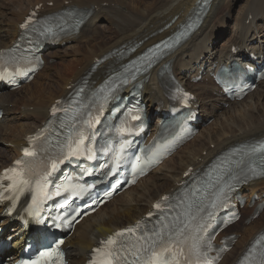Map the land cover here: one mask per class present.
Masks as SVG:
<instances>
[{
	"label": "bare ground",
	"instance_id": "bare-ground-1",
	"mask_svg": "<svg viewBox=\"0 0 264 264\" xmlns=\"http://www.w3.org/2000/svg\"><path fill=\"white\" fill-rule=\"evenodd\" d=\"M200 0H0V49L15 42L19 26L28 12L39 8L43 14L75 7L87 16L78 33L64 37L47 57L60 56L62 44L77 42L71 49L73 59L47 65L20 91L0 94V171L19 157L26 139L48 120L50 106L65 97L75 82L91 72L89 82L99 85L108 70L117 69L163 39L175 36L180 26L198 9ZM209 11L193 35L146 74L140 93L148 112L157 111L156 122L162 118L167 98L159 82L164 65L179 82L188 86L201 112L200 131L181 151L153 171L135 188L124 191L106 203L93 215L83 219L65 245L70 264H83L99 239L133 225L160 197L177 189L189 168L202 170L214 157L229 148L260 142L264 138V81L241 102L224 101L213 81L203 76L201 82L190 84V79L205 75L213 66L246 60L245 50L264 54V0H246L236 19L229 10L235 0H211ZM51 4V7L47 6ZM235 9V8H234ZM241 9V10H242ZM232 22V23H231ZM263 23L259 28V23ZM232 31L224 44H218L219 31ZM261 30V31H262ZM226 33V32H225ZM225 38V37H224ZM214 42V43H213ZM234 48L235 51L232 49ZM208 53V54H207ZM208 56V57H206ZM105 61L97 68V59ZM76 66H80L77 70ZM70 76V77H69ZM29 100H32L29 103ZM224 103L228 105L223 108ZM18 112V115L14 113ZM213 118L212 124L206 121ZM242 197L256 195L264 200V179L252 181L241 188ZM0 208V214H1ZM6 220L2 218L1 225ZM264 228V210L255 219L236 229L238 240L220 264H233L249 242ZM26 232L19 228L5 230L4 236L13 238V247L6 256H14ZM5 238V237H3ZM3 258V256L1 257Z\"/></svg>",
	"mask_w": 264,
	"mask_h": 264
},
{
	"label": "snow or ice",
	"instance_id": "snow-or-ice-1",
	"mask_svg": "<svg viewBox=\"0 0 264 264\" xmlns=\"http://www.w3.org/2000/svg\"><path fill=\"white\" fill-rule=\"evenodd\" d=\"M29 21H26L25 24L21 25V28H25ZM51 28H45L44 32L41 34L43 35L44 33L51 32ZM159 48V45L156 46ZM150 52L152 50H149ZM143 59V58H142ZM186 95V94H185ZM59 103V102H58ZM53 114L57 111V109L54 107L53 108ZM133 119H137L138 117L133 116ZM73 127L75 123H79V120L74 116L73 117ZM88 128H93L95 125L93 124V118L89 116V119L86 121H83ZM125 129H121V131H124ZM86 135L85 132H80L79 138L78 139H73L72 135L70 134L68 138L66 139V142L61 143V152L66 153L63 155V160H53L51 162V168L55 170L58 167L59 163H63L64 160H70L73 157L79 158L82 155H85V153L88 154V159H92V148L87 147L85 144L86 141ZM33 138H30V140ZM260 149H264V144L259 146ZM257 149H252V151H256ZM24 155L25 156H33L35 153L30 151L29 148L23 149ZM24 161L18 160L15 162L16 165H21L23 164ZM253 174L255 175V170H252ZM261 174H264L262 172ZM23 169H20L19 171L17 168H9L5 169L3 173V179L10 181L8 187L9 188H14L17 187V185H27L29 184V180L23 179ZM45 184L43 186L38 185V193L36 195H33V201L35 202L38 197H43L44 196V190L47 186V176L44 177ZM21 191L23 189H20ZM195 191L193 192V195H195ZM59 194V191L57 192ZM217 198H219V194H217ZM164 200H167V197L163 198ZM216 201H212V205L215 206ZM193 205H189V208H191ZM154 207L159 208L160 204L154 205ZM203 208H200L197 206V211H203ZM211 213H209V216ZM124 231L132 233L134 232V229L129 228L125 229ZM169 231V228L167 225H163L161 228V231H154L151 233V235L145 234L137 238V244H133L132 247L129 249L131 254L135 257L134 260L131 261V264H138V261L141 259V254H145L148 252H151L152 259L150 261V264H173L172 259H170V256L168 254H171L172 257L176 255L172 245L173 243H176L172 239L170 235H167V232ZM183 232V229H180L177 232V236H179ZM123 236V232H118L115 233L114 236L109 237L108 241L106 242V247L105 248H99L95 249L94 251L97 252L100 256V259L97 261L95 258L93 259L92 264H113L114 261L117 262V264H121V261H123V264H128L127 258L122 257L119 255L118 250L115 245H118L120 243L119 238ZM167 236V239L165 238ZM62 243V241L60 242ZM105 243V242H102ZM59 247V243L56 244L55 247H51L48 250L40 252V257H47L51 259L53 256L59 255L57 249ZM27 264V262H25ZM31 264H40L39 259L34 260L31 262Z\"/></svg>",
	"mask_w": 264,
	"mask_h": 264
},
{
	"label": "rangeland",
	"instance_id": "rangeland-1",
	"mask_svg": "<svg viewBox=\"0 0 264 264\" xmlns=\"http://www.w3.org/2000/svg\"><path fill=\"white\" fill-rule=\"evenodd\" d=\"M246 0H235V3L232 4V7L230 8L229 10V14H230V18H232V22H233V19H236L237 18V15L240 13V11H244L243 8V5L245 3ZM235 8V9H234ZM242 9V10H241ZM231 22V23H232ZM263 23H259V28L262 26ZM262 29H259V34L263 35L264 34V31ZM221 34L219 35V38H218V44H224L226 42V40L232 35V31H222L220 30L219 31ZM226 32V33H225ZM225 37V38H224ZM214 43V42H213ZM78 43L75 42V43H70L68 45H62V47L59 48V53L60 56H51V58L48 57V66H54L57 62H60V61H66L69 62L73 59V55L71 54V49L73 48V46H76ZM208 54V53H207ZM207 57V56H206ZM77 70L80 68V66H76ZM70 77V76H69ZM32 100H29V103H31ZM15 115H18V112L14 113ZM250 212L249 209L246 210L245 214L247 215L248 213ZM241 225V224H239ZM240 227V226H239ZM236 229H238V226L236 228H234L232 231H236Z\"/></svg>",
	"mask_w": 264,
	"mask_h": 264
}]
</instances>
